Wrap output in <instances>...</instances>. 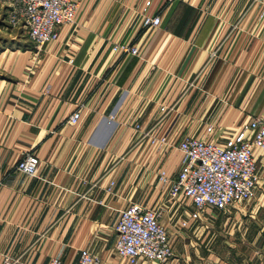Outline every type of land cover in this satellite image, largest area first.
I'll use <instances>...</instances> for the list:
<instances>
[{
  "label": "crops",
  "instance_id": "0c3cea01",
  "mask_svg": "<svg viewBox=\"0 0 264 264\" xmlns=\"http://www.w3.org/2000/svg\"><path fill=\"white\" fill-rule=\"evenodd\" d=\"M148 1L158 27H144ZM262 114L264 0H82L40 50L0 13V264H76L85 249L129 264L115 245L131 204L160 209L173 248L164 264H264L260 151L253 201L191 220L192 203L170 198L184 136L222 144ZM25 154L39 158L34 177L16 170Z\"/></svg>",
  "mask_w": 264,
  "mask_h": 264
},
{
  "label": "built area",
  "instance_id": "2783aa9c",
  "mask_svg": "<svg viewBox=\"0 0 264 264\" xmlns=\"http://www.w3.org/2000/svg\"><path fill=\"white\" fill-rule=\"evenodd\" d=\"M81 1L0 0V13L5 14L10 27L23 30L40 50L59 39L61 26L76 22ZM151 5L152 2L148 1L143 9L145 28L161 25L159 16L149 14ZM112 50L139 54L138 47L128 43L114 44ZM80 119L81 114L75 112L68 123L76 126ZM212 131L210 126L207 132ZM153 143L163 148L167 145V138L153 140ZM177 148L183 155V165L172 182L170 198L177 200L182 196L192 203L191 220H199L208 208L227 212L236 204L256 198L260 176L255 155L258 150L264 158V114L246 122L238 135L222 144L186 135ZM39 163L36 155L25 154L16 170L34 177ZM159 179L164 186L170 182L165 171L160 173ZM160 218V209H149L139 204H131L124 209L116 225L115 250L118 256L129 264H138L140 260L160 264L168 262L173 257V248ZM188 225L187 220L182 222L184 228ZM6 264L10 262L7 260ZM49 264L68 263L56 257ZM76 264H99V259L85 249Z\"/></svg>",
  "mask_w": 264,
  "mask_h": 264
},
{
  "label": "rangeland",
  "instance_id": "374dc122",
  "mask_svg": "<svg viewBox=\"0 0 264 264\" xmlns=\"http://www.w3.org/2000/svg\"><path fill=\"white\" fill-rule=\"evenodd\" d=\"M218 213H219V212H218ZM218 213H217V214H218Z\"/></svg>",
  "mask_w": 264,
  "mask_h": 264
}]
</instances>
